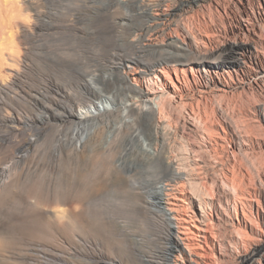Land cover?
I'll list each match as a JSON object with an SVG mask.
<instances>
[{
    "label": "rangeland",
    "instance_id": "rangeland-1",
    "mask_svg": "<svg viewBox=\"0 0 264 264\" xmlns=\"http://www.w3.org/2000/svg\"><path fill=\"white\" fill-rule=\"evenodd\" d=\"M160 2L0 0V264H159L166 259L164 223L144 206L128 208L123 201H112L118 190L111 181L115 162L128 167L131 150L123 141L117 146L108 143L111 122L120 111L96 126L72 117L62 120L71 110L76 113L81 105L97 100L89 82L117 100L140 104L135 93L114 92L100 79H117L122 75L119 63L141 56L140 26L153 21L137 12L144 6L155 9ZM254 3L208 0L194 17L181 22L193 32L220 33L232 41L238 38L239 26L247 24L244 15L254 10ZM163 41L160 37L156 43ZM170 75L177 80L174 71ZM239 77L242 85L221 105L231 109L228 112L235 110L239 122L251 118L243 125L249 122L264 142V69L262 74ZM45 116L47 123L41 120ZM256 150L263 179L264 148ZM258 176L248 179L251 189L259 184ZM145 182L138 175L134 179L147 191ZM254 196L264 206V193ZM138 203L144 204L141 199ZM248 241L251 244L240 246V252L255 246V240ZM224 244L229 246L227 240ZM217 261L264 264V250L250 262L235 256Z\"/></svg>",
    "mask_w": 264,
    "mask_h": 264
},
{
    "label": "bare ground",
    "instance_id": "bare-ground-1",
    "mask_svg": "<svg viewBox=\"0 0 264 264\" xmlns=\"http://www.w3.org/2000/svg\"><path fill=\"white\" fill-rule=\"evenodd\" d=\"M160 1L155 9L144 6L137 12L138 17L153 21L141 24L140 37L136 35L144 39L141 56L119 63L122 75L117 79L107 75L100 79L114 92L135 93L140 104L117 100L89 82L98 101L81 105L76 113L71 110L62 120L72 117L96 126L120 111L111 122L108 143L117 146L123 141L131 150L128 167L115 162L111 181L118 190L113 191L112 201H123L128 208L144 206L164 223L166 259L159 264H217V259L230 256L250 262L264 250V227H260L264 206L254 196L264 193L263 165L256 153L264 142L249 122L247 126L243 119L239 122L235 110L226 111L221 100L242 85L239 76L263 73L264 26L259 24L264 22V0H255L254 10L244 15L247 24L239 26L238 38L232 41L220 33L213 37L193 32L181 22L206 7L208 0ZM256 15L261 20L254 21ZM160 37L164 41L156 43ZM150 53L155 56L149 61L145 57ZM41 120L47 123L46 116ZM255 173L261 180L251 189L247 181ZM137 175L147 181L149 190L134 184ZM250 239L255 246L240 252L238 248Z\"/></svg>",
    "mask_w": 264,
    "mask_h": 264
}]
</instances>
